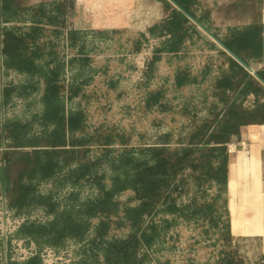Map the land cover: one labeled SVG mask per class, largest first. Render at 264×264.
<instances>
[{"label":"rangeland","instance_id":"374dc122","mask_svg":"<svg viewBox=\"0 0 264 264\" xmlns=\"http://www.w3.org/2000/svg\"><path fill=\"white\" fill-rule=\"evenodd\" d=\"M157 1L164 15L143 29L85 25L81 9L65 25L47 16L21 23L0 7V264H264L262 233L244 230L245 218L259 227L264 216L229 213L227 193L210 179L197 184L188 167L172 178L168 200L138 222L132 214L140 200L130 186L110 194V209L87 210L111 189L124 157L157 144L177 150L195 127L210 121L214 132L235 108L264 118V53L242 51L249 69L222 43L249 21L246 0H188L186 8ZM14 28L28 68L2 50L4 31ZM76 114L80 121L71 126ZM38 155L55 163L50 173L27 172ZM20 174L34 198L15 204L6 189ZM171 199L177 208L166 207ZM76 218L80 233L70 230ZM29 224L66 225L31 233ZM152 225L157 232L137 256L124 260L110 251L112 242Z\"/></svg>","mask_w":264,"mask_h":264},{"label":"trees","instance_id":"16d2710c","mask_svg":"<svg viewBox=\"0 0 264 264\" xmlns=\"http://www.w3.org/2000/svg\"><path fill=\"white\" fill-rule=\"evenodd\" d=\"M175 1L179 5L186 8L185 1L188 0ZM179 23L180 17L173 12L171 20L172 26H176ZM1 43L4 53H7V55L16 59L21 57L20 48L24 44V38L10 33H4ZM222 43L231 52L240 57L243 61L247 62V58L242 51L245 53L249 52L254 55L264 53V24L261 25L254 23L241 29L238 28V30H236L228 39L223 40ZM20 60H23V65L27 68L32 64L31 60L27 57H21ZM232 61L238 68H242L238 62L233 59ZM258 74L259 78L264 80V70L259 71ZM250 81L252 80H248V82ZM258 83L260 84V82ZM52 88L53 91L56 90V86H53ZM255 111H258V109ZM257 120H264V118H256L254 111L246 112L235 108L229 111V114L223 118L219 128L214 132L213 128H211L210 121L202 122L200 126L195 127V129L189 133L185 145L177 150L171 151L163 146V144H157L149 146L137 157H124L121 161L124 168H122V171L118 170L112 176L111 189L105 190L103 198L97 202L89 204L87 210L91 212L97 208L103 210L110 209V194L117 189L130 186L134 189L136 197L140 200L138 205L133 208L132 214L134 221L138 222L143 213L149 211L150 208L155 206L159 200H168V187L171 184L172 178L176 176L184 167L191 169V175L197 184H199L202 179H210L218 184L220 192H226L227 158L229 155L226 142L229 140L231 133L239 132L240 124L245 122H254ZM79 121L80 114L71 116L68 119L71 126L77 125ZM57 124L62 127L64 119H57ZM57 131L59 130L57 129L53 133H56V136L58 135ZM166 135L167 134H164L161 138L162 140L159 142H166ZM210 142L213 144L208 145ZM34 160L36 162H31L27 165V172H31L30 174H47L55 167V163H51L50 161L43 164L39 155L36 156ZM213 160H216L217 163H213ZM129 165H131L130 168L128 167ZM116 167L120 169L122 166L119 165ZM21 177L22 174L13 179L12 186L6 189L10 200L15 204L27 200V198H34V191L32 190V187L21 184L19 180ZM220 192L214 196L212 202L208 204L209 206L212 205L213 201L219 196ZM39 198L41 200V197ZM169 201L171 202L168 203L166 206L167 208H177L174 199ZM65 225L57 227L58 225L55 226V224H53L47 229L42 225L29 224L26 225L25 228L31 233L42 231L47 232L52 229L53 231L58 232L65 228ZM80 227V220L78 218H76L73 223L70 222V230L74 229L76 233H80ZM156 232L157 231L154 225L151 226L150 232H147L146 230H142L139 233L132 232L125 239L119 242H112L110 251L114 252V255H118L124 260L130 259V257H135L139 253L141 244L151 243V240L155 236ZM225 260L226 263L230 261L228 258Z\"/></svg>","mask_w":264,"mask_h":264},{"label":"crops","instance_id":"0c3cea01","mask_svg":"<svg viewBox=\"0 0 264 264\" xmlns=\"http://www.w3.org/2000/svg\"><path fill=\"white\" fill-rule=\"evenodd\" d=\"M157 2V0H0V7L7 19L21 23L37 22L47 16L52 22L65 25L76 16H80L81 9L85 25L89 23L98 29H103L131 22L134 27L143 29L164 15V11L160 12ZM246 4L243 8L245 14H248L249 21L237 29L254 23L263 25L264 1L246 0ZM93 10L99 13L95 14ZM15 29H6L4 33L23 38ZM74 35L71 34V37L74 38ZM22 49L23 46L20 48V53ZM227 150L229 154L226 182L227 210L233 215L250 216L251 220H257L259 216L262 219L264 216V122L247 123L238 133L231 134L227 141ZM231 228L240 230L232 224ZM244 230H249L251 233L254 230L259 231L264 240V222L259 227L251 222L248 225L245 218ZM231 263L234 261L230 260L227 264Z\"/></svg>","mask_w":264,"mask_h":264},{"label":"water","instance_id":"95a60500","mask_svg":"<svg viewBox=\"0 0 264 264\" xmlns=\"http://www.w3.org/2000/svg\"><path fill=\"white\" fill-rule=\"evenodd\" d=\"M224 46V45H223ZM225 47V46H224ZM226 48V47H225ZM229 52H231L228 48H226ZM235 58H237L241 63H243L247 68L252 69L249 65H247L241 58L231 52Z\"/></svg>","mask_w":264,"mask_h":264}]
</instances>
